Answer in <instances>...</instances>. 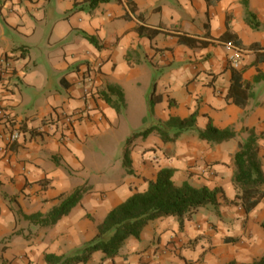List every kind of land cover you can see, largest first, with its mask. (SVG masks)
Masks as SVG:
<instances>
[{
	"label": "crops",
	"instance_id": "crops-1",
	"mask_svg": "<svg viewBox=\"0 0 264 264\" xmlns=\"http://www.w3.org/2000/svg\"><path fill=\"white\" fill-rule=\"evenodd\" d=\"M74 3L0 0V58L9 55L15 68L5 80L3 105L28 128L9 144L4 132L11 128L0 117V264H49L48 253H72L96 235L112 208L146 191L162 168L174 170L178 185L222 189L218 208L200 207L183 226L174 215L151 221L139 239L126 240L116 264L259 259L264 198L250 212L229 201L238 193L235 154L250 130L260 135L264 167V80L254 83L264 73V60L256 62L264 52V0H111L71 14ZM140 25L159 33L141 35ZM182 35L198 41L180 42ZM231 66L253 82L257 96L244 105L228 96ZM88 75L86 93L82 81ZM119 89L121 112L105 98L108 92L118 102ZM154 91L161 100L150 113ZM195 111L196 128L174 140L165 141L157 130L137 137L132 165H124L130 136L157 126L172 137L175 129L166 122ZM74 113L80 115L68 120ZM210 120L237 136L220 143L200 139ZM83 185L89 191L57 223L30 220ZM78 264L113 260L97 251Z\"/></svg>",
	"mask_w": 264,
	"mask_h": 264
},
{
	"label": "trees",
	"instance_id": "trees-1",
	"mask_svg": "<svg viewBox=\"0 0 264 264\" xmlns=\"http://www.w3.org/2000/svg\"><path fill=\"white\" fill-rule=\"evenodd\" d=\"M111 0H75L71 14L81 11H91L102 3ZM131 5V2H128ZM135 10V6H130ZM250 18L253 19V13L250 12ZM141 35L145 34L150 38L155 37L159 30L144 25L138 27ZM91 41L95 42L93 36L86 35ZM198 40L186 35L180 36V42L195 45ZM206 44V42H204ZM5 60L9 55L2 56ZM0 58V60H1ZM11 58V57H10ZM264 60V52L258 53L256 62ZM232 78L228 90V96L233 97L234 102L244 105L250 97H256L257 94L252 92L253 82L243 80V69L231 66ZM264 80V73L258 72L254 77V83ZM110 91H116V87L109 86ZM106 101L112 104L118 112L124 106V95L119 89V101L112 102L108 92L105 94ZM161 100L160 95L154 91L150 98V113L153 112L154 106ZM198 111L193 112L188 117H171L166 126L175 129V133L170 137L163 129L157 126L147 128L141 132L134 133L126 142L124 151V165L131 167V151L134 146V140L142 136L147 137L152 131L157 130L162 134L165 141L174 140L185 130L196 128ZM49 119L44 118V122ZM7 126L19 127L20 131H27L25 123L18 121L15 116H8L4 122ZM237 136L232 128L221 129L213 124L210 120L206 128L199 130V137L208 142L220 143L231 140ZM257 135L254 130H250L249 136L239 143V149L235 154V173L233 177L234 184L238 189L237 196L229 202L242 205L246 212H250L264 198V167L260 156V147ZM131 171V170H130ZM174 170L171 168H162L159 170L155 179L150 181L149 188L144 192H135L128 199L112 208L104 220L98 225L96 235L82 246L69 254L57 255L48 253L45 255L46 262L49 264H78L87 263L94 252L100 251L105 254L106 258L113 260L119 255L120 249L126 240L133 236L140 238L144 228L153 220L165 216H178L181 226L184 225L185 217L195 212L200 207L213 206L218 208L219 199L223 195L222 189L210 188L208 186L196 187L189 182L178 185L173 180ZM45 180H41L43 183ZM89 191V186L83 185L69 194H62L64 197L60 204L56 205L47 215L36 213L29 218L34 223L44 225H53L63 216L79 204L83 195ZM264 229V220L261 223ZM228 264H264V255L252 263H238L231 261Z\"/></svg>",
	"mask_w": 264,
	"mask_h": 264
},
{
	"label": "built area",
	"instance_id": "built-area-1",
	"mask_svg": "<svg viewBox=\"0 0 264 264\" xmlns=\"http://www.w3.org/2000/svg\"><path fill=\"white\" fill-rule=\"evenodd\" d=\"M5 57L1 58L0 60V117H2L3 119H7L8 116H10L7 112V110H5V107L3 105V100H4V95L2 94V91H4V84H5V80L6 78L11 75L14 72V66L12 61L10 60L11 58L9 57L8 60L4 59ZM92 82V77L90 75L86 76L83 81L82 84L84 85V91L86 93H89V86L90 83ZM76 114V115H75ZM80 113H74L71 116L68 115L67 118L68 120H71L72 117H77L79 116ZM9 127L11 129H9L8 131L4 132V137L6 139V141L11 144L16 142L20 135H21V131L19 129V127H11L9 125Z\"/></svg>",
	"mask_w": 264,
	"mask_h": 264
}]
</instances>
